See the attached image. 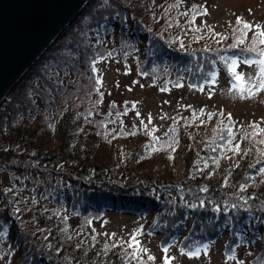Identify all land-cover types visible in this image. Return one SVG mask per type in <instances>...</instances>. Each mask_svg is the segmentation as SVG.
<instances>
[{"label": "trees", "instance_id": "1", "mask_svg": "<svg viewBox=\"0 0 264 264\" xmlns=\"http://www.w3.org/2000/svg\"><path fill=\"white\" fill-rule=\"evenodd\" d=\"M142 3L90 0L0 105V178L5 172L34 173L56 183L64 180L67 187L62 194L49 189L53 206L43 208L32 207L34 195L25 191L30 182L9 187L0 181V254L8 264H133L131 247L88 231L90 220L105 210L149 213L146 232L161 234L163 246L182 235L181 247L189 253L227 230L228 252L251 234L247 243H264V176L259 171L264 159L254 143L250 154L234 151L216 144L218 135L203 124L189 123L183 136L189 147L196 144L177 180L165 177L166 170L146 174L151 170L144 163L152 158L146 147L116 148L104 139L106 123L120 115L100 107L93 69L116 39L111 49L141 53L148 72L165 66L175 72L176 83L186 77L183 65L198 68L192 82L199 86L211 81L221 65L213 52H187L205 45L178 38L177 32L189 36L184 25L168 31L172 36L167 38L153 23L144 24L142 16H150L144 17ZM77 31L87 40L84 45ZM239 56L227 54L229 74ZM245 58L262 57L246 53ZM64 203L79 224L72 226Z\"/></svg>", "mask_w": 264, "mask_h": 264}, {"label": "rangeland", "instance_id": "2", "mask_svg": "<svg viewBox=\"0 0 264 264\" xmlns=\"http://www.w3.org/2000/svg\"><path fill=\"white\" fill-rule=\"evenodd\" d=\"M98 1L102 3L105 0ZM127 1L143 2L140 10H144V17L150 18L146 20L142 16V22L153 23L157 26L156 30L159 33L162 30L167 38L172 36L168 31H178V26L184 25L189 38L186 33L177 32L178 38L186 39L192 45H205L190 46L187 52H213L218 55L221 65L212 80L202 86L192 82L197 77L198 68L191 64L183 65L186 77L176 83L175 72L165 66L148 72L141 53L129 52L127 47L111 49L117 43L116 39L114 44H109V52L95 62L94 79L99 81L97 99L101 98L99 105L103 111H110L111 114L118 111L120 115L114 121L110 117L106 127L103 126L104 139L116 148L146 147L152 155L144 163L151 170L146 174L166 170L165 177L174 176L177 180L183 178L186 160L196 144L189 147L188 139L183 136L189 123L194 126L203 124L208 131L218 135L216 144L221 142L232 148L239 146V150L248 154L249 144L254 143L258 150L263 151L261 156L264 159V90H257L260 84L257 75L259 66L245 62L249 61L245 58L246 53L259 54L264 50V44L259 42L264 37L257 36L259 31H264V0H123V5ZM237 18L241 23H237ZM172 22L177 24L174 23L173 27ZM244 23L252 27L245 29ZM75 36H79L80 45L87 42L79 31ZM238 52L241 56L234 59L237 63L229 74L225 66L227 54ZM203 62L206 60L203 59ZM237 75L241 76V80L235 79ZM241 88L245 90L241 91ZM0 181L9 187L30 182L31 187L25 191L34 195L32 207L53 206L54 197L49 189L58 188L61 194L67 191L64 180L56 183L54 179L34 173L5 172ZM63 205L72 226L79 224L78 216L69 211L68 204ZM149 215L105 210L100 217L92 218L87 227L94 237L120 247L129 246L135 235L139 244L137 247L134 243L131 247L133 264H165L166 260L168 264H264L262 240L247 243L253 234L249 236L250 240L245 243L240 241L234 251L228 252L231 233L227 230L218 240L202 244L198 255H190L181 247L182 235L163 246L161 234L146 232ZM0 264H8L3 253L0 254Z\"/></svg>", "mask_w": 264, "mask_h": 264}, {"label": "water", "instance_id": "3", "mask_svg": "<svg viewBox=\"0 0 264 264\" xmlns=\"http://www.w3.org/2000/svg\"><path fill=\"white\" fill-rule=\"evenodd\" d=\"M90 0H0V105Z\"/></svg>", "mask_w": 264, "mask_h": 264}, {"label": "snow or ice", "instance_id": "4", "mask_svg": "<svg viewBox=\"0 0 264 264\" xmlns=\"http://www.w3.org/2000/svg\"><path fill=\"white\" fill-rule=\"evenodd\" d=\"M237 23H241V21H240V19L239 18H237ZM243 27L245 28V29H249V28H251L252 26L251 25H249V24H247V23H244V25H243ZM257 36L258 37H264V31H259L258 33H257ZM261 44H264V39H260V41H259ZM260 56L262 57L261 59H259V60H257V61H245V62H247V63H256L258 66H259V72L257 73V75L260 77V84H259V86H258V91H260V90H264V51H262L261 53H260ZM237 62H236V60H233L232 61V64H231V66L229 67V71L230 72H232V71H234V66H235V64H236ZM93 70H95V69H93ZM235 79L237 80V81H239V80H241V76H239V75H237V76H235ZM97 83H99V81H97ZM245 89H243V88H241V91H244ZM249 92H250V94H252L251 93V90H248ZM239 150V146H236V149H234V151H238ZM261 173H264V168H262V169H260L259 170ZM135 243V245L138 247V244H139V242L138 241H136V238H135V235H133L132 236V238H131V240L129 241V247H133V244ZM115 246V245H114ZM164 251L165 252H167V248H165L164 249ZM190 255H198L199 254V249H197L195 252H191V253H189ZM150 259H151V257H149ZM230 258H232V257H230ZM165 264H168V261L166 260L165 261Z\"/></svg>", "mask_w": 264, "mask_h": 264}, {"label": "bare ground", "instance_id": "5", "mask_svg": "<svg viewBox=\"0 0 264 264\" xmlns=\"http://www.w3.org/2000/svg\"><path fill=\"white\" fill-rule=\"evenodd\" d=\"M45 52H46V51H45ZM45 52H44V53H45ZM41 56H42V55H41ZM38 60H39V59H38ZM38 60H37V61H38ZM37 61H36V62H37ZM36 62H35V63H36ZM33 66H34V65H33ZM28 71H29V70H28ZM26 73H27V72H26ZM22 78H23V77H22ZM22 78H21V79H22ZM20 81H21V80H20ZM20 81H19V82H20ZM19 82H18V83H19ZM18 83H17V84H18ZM17 84H16V85H17ZM16 85H15V86H16ZM15 86H14V87H15ZM12 90H13V89H12ZM7 96H8V95H7Z\"/></svg>", "mask_w": 264, "mask_h": 264}]
</instances>
